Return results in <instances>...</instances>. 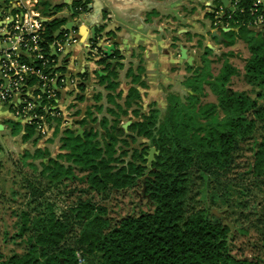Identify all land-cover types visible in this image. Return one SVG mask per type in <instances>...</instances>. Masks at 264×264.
I'll return each mask as SVG.
<instances>
[{
	"label": "trees",
	"instance_id": "16d2710c",
	"mask_svg": "<svg viewBox=\"0 0 264 264\" xmlns=\"http://www.w3.org/2000/svg\"><path fill=\"white\" fill-rule=\"evenodd\" d=\"M80 2H74V6L83 5ZM250 4L251 0H239L238 9L229 18L232 28L221 32L220 42L230 46L238 37L246 43L250 55L242 77L251 90L230 86L232 77L240 74L228 58L230 52L222 54L219 70L213 74V60L207 57L212 50L205 46L200 65L183 81L188 92L183 96L168 93L162 116L152 107L126 128L118 117L112 121L103 118L100 127H86L81 134L66 129L61 153L56 157L40 148L22 153L39 160L38 173L47 179L45 189L29 181L34 198L42 197L47 187L64 179L79 180L97 194L142 183L152 209L127 215L112 225L106 207L90 200H79L61 215L52 208L32 218L23 212L17 235L32 229L27 248L21 254L0 259V264H82L77 250L82 256H96L99 264H264V258L249 260L231 253L229 226L209 207H186L195 180L202 182L204 191L218 185L221 195L227 197L235 159L247 146L252 152L247 173L264 181V36L252 34L247 27ZM64 21H42L39 45L48 60L55 58L50 44L61 36L55 31ZM20 59L30 63L25 56ZM52 65L42 59L32 63L45 73L55 70ZM36 79L32 76L28 81ZM206 87L216 101H202L208 95ZM36 108L38 113V103ZM79 122L84 124L86 120ZM9 123L15 130L17 122ZM30 123L25 126L24 138L36 128L35 122ZM138 138L146 139L141 144H147L129 153L128 146ZM150 147L156 152L146 165ZM28 165L37 169L32 162ZM262 249L264 254V236Z\"/></svg>",
	"mask_w": 264,
	"mask_h": 264
},
{
	"label": "crops",
	"instance_id": "0c3cea01",
	"mask_svg": "<svg viewBox=\"0 0 264 264\" xmlns=\"http://www.w3.org/2000/svg\"><path fill=\"white\" fill-rule=\"evenodd\" d=\"M76 1L83 4L79 22L73 21L77 15L74 8L79 7L74 6ZM129 1L133 8L119 10L108 0H35L31 9L42 21L64 19L59 29L72 22L71 28L65 30L73 31L75 41L66 48V55L55 49V39L50 46L55 68L78 76L79 82L59 85L57 98L51 101L53 111L42 107L38 110L45 117V132L35 128L25 138V126L32 124L15 115L18 99L0 102V139L7 151L11 148L31 152L33 145V151L40 148L56 157L61 153V137L66 129L81 134L86 127H100L103 118L112 121L117 117L126 128L152 107L162 116L168 93L183 96L188 92L183 84L187 66L199 63L198 56L205 46L214 53L217 44H222L219 32L212 28V10L228 7L217 5L216 0ZM22 11L18 0H0V49L10 43L9 26ZM59 29L56 36L65 31L57 35ZM211 38H216V45ZM112 43L114 49L107 55L105 45ZM27 90L34 98L39 91L37 83L31 81ZM67 94L70 100L65 103ZM81 119L86 123L80 124ZM9 121L17 122L15 130Z\"/></svg>",
	"mask_w": 264,
	"mask_h": 264
},
{
	"label": "rangeland",
	"instance_id": "374dc122",
	"mask_svg": "<svg viewBox=\"0 0 264 264\" xmlns=\"http://www.w3.org/2000/svg\"><path fill=\"white\" fill-rule=\"evenodd\" d=\"M249 30L252 34L264 36L263 33H256L250 28ZM211 40L216 45L215 39L211 38ZM229 52L232 53L228 56L229 60L240 70L239 75L232 77L230 86L236 90H251L252 87L242 77L243 65L250 52L244 40L238 37L231 46L217 44L214 53L207 56L213 60L211 64L213 74L219 70L221 59L224 58L222 54ZM206 90L208 95L202 98V101H216L208 87ZM69 100L70 94H67L65 103ZM68 108L70 109L71 105H68ZM114 114L117 115V113ZM145 141L144 138H138L136 142H131L128 146L129 153L133 148H142L147 143L141 144V142ZM0 142L1 145L3 144L0 148V259L21 254L27 248L26 239L33 233L32 229L29 227L22 236L17 235L22 224L23 212H28L29 217L32 218L38 214H47L52 208L61 215L79 200H90L106 207L107 217L112 225L127 215L152 209L148 197L143 192L142 183L132 188L110 189L105 193L97 194L88 190L86 184L79 180L64 179L47 187L42 197L34 198L28 186L29 181L42 189H45L44 186L47 185V179L38 173L41 169L39 160L22 156V150L10 148L7 151L3 139H0ZM33 148L31 145V152ZM246 148L239 152L235 159V165L230 174L233 180L227 197L221 195L222 188L218 185L213 186L212 184L204 191L202 182L195 180L187 198L186 207H209L215 216L221 218L229 226L231 253L238 258L262 260L264 258L262 249L264 181L248 175L247 170L252 163V152L248 149L250 146ZM125 159H128V156ZM30 162L37 165L36 170L28 165ZM146 165H148L147 162ZM76 174L81 176L77 171ZM211 195H214L213 199ZM77 255L82 264H99L96 256H82L80 250H77Z\"/></svg>",
	"mask_w": 264,
	"mask_h": 264
},
{
	"label": "built area",
	"instance_id": "2783aa9c",
	"mask_svg": "<svg viewBox=\"0 0 264 264\" xmlns=\"http://www.w3.org/2000/svg\"><path fill=\"white\" fill-rule=\"evenodd\" d=\"M24 11L21 15H16L9 26V45L0 49V102H9L10 100L18 99L14 105V113L16 116L26 118L30 122L36 123V128L40 132H45V117L36 112V105L51 111V101H55L58 94L59 85L65 82L76 84L79 82L78 76H69L55 68L54 59L48 60L43 56L42 47L39 45L41 39L40 33L42 30V20L38 13L31 8L35 5V0H18ZM239 0H229L228 18L226 21L215 18L213 26L216 31H220L221 27L224 30L232 28L229 18L235 10L238 9ZM73 21H81L83 14L82 7H75ZM243 11V9H241ZM250 20L247 21V27L254 30L256 33L264 34V0H251V4L247 8ZM222 13V8L215 10V15ZM242 24H245L242 23ZM75 41L73 31L65 30L63 34L53 41V46L58 52H64L66 48ZM25 56L26 60H21L20 57ZM39 59L44 62L53 63L54 71L45 73L38 66H32L34 61ZM36 76L35 82L39 88L34 98H31L28 93L29 77ZM39 101V102H38ZM44 103L40 105L42 102ZM53 111V110H52Z\"/></svg>",
	"mask_w": 264,
	"mask_h": 264
},
{
	"label": "water",
	"instance_id": "95a60500",
	"mask_svg": "<svg viewBox=\"0 0 264 264\" xmlns=\"http://www.w3.org/2000/svg\"><path fill=\"white\" fill-rule=\"evenodd\" d=\"M110 2V4L112 5V7L114 8H117L119 10H126V9H129V8H133L134 5H132V1H129V0H108ZM220 3H222V5L224 7H228L229 5V0H219ZM229 10H232L231 7H228ZM3 22L1 21L0 24H2ZM72 26V22H67L66 25L62 28V29H59L57 31V35L59 33H61L63 30L65 29H70ZM94 31V30H93ZM1 36H4L1 35ZM94 39H95V35H94V32H93V36H92ZM9 45V43H8ZM114 49V44H108V45H105V50L104 52L107 54V55H111L112 53V50ZM184 50V49H183ZM80 131V130H79ZM147 164L149 165L154 157V153L156 152L155 151V148L154 147H150L149 150L147 151Z\"/></svg>",
	"mask_w": 264,
	"mask_h": 264
},
{
	"label": "flooded vegetation",
	"instance_id": "af4514ba",
	"mask_svg": "<svg viewBox=\"0 0 264 264\" xmlns=\"http://www.w3.org/2000/svg\"><path fill=\"white\" fill-rule=\"evenodd\" d=\"M217 6V5H216ZM222 8V13L221 14H219V15H215V10H216V8L215 9H213L212 10V13H213V18H214V20H213V24H214V21H215V18L217 17L219 20H223V16H225V14L227 13V11H228V9L229 8H223V7H221ZM221 20V21H222ZM225 21V20H224ZM167 28V27H166ZM214 30H215V27L213 26L212 27ZM231 29V28H230ZM222 31H227V30H224L222 27H221V29H220V31H217V32H219V34H221V32ZM220 36V38L221 39H223V37L221 36V35H219ZM215 40H216V38H214ZM211 53H213L212 51H211ZM199 57V63L197 64V63H194L192 66H187V71H188V75L185 77V78H187V77H189V76H191L192 74H193V71H194V69L195 68H197L199 65H200V58H201V55H199L198 56Z\"/></svg>",
	"mask_w": 264,
	"mask_h": 264
}]
</instances>
